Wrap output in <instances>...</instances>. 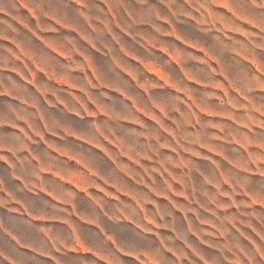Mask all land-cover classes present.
<instances>
[{
    "label": "rangeland",
    "instance_id": "1",
    "mask_svg": "<svg viewBox=\"0 0 264 264\" xmlns=\"http://www.w3.org/2000/svg\"><path fill=\"white\" fill-rule=\"evenodd\" d=\"M28 2L0 0L2 154L91 163L120 264H264V0Z\"/></svg>",
    "mask_w": 264,
    "mask_h": 264
},
{
    "label": "crops",
    "instance_id": "2",
    "mask_svg": "<svg viewBox=\"0 0 264 264\" xmlns=\"http://www.w3.org/2000/svg\"><path fill=\"white\" fill-rule=\"evenodd\" d=\"M28 1L15 0L13 7H29ZM7 152L12 150L0 146V164L9 174L0 175V264H120L123 249L117 241L109 254L103 226L109 201L117 209L119 203L90 190L102 178L91 163L52 155L32 161L27 171L24 161L2 154Z\"/></svg>",
    "mask_w": 264,
    "mask_h": 264
}]
</instances>
